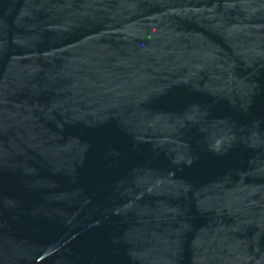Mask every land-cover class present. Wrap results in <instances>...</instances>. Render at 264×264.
<instances>
[{"label": "water", "instance_id": "95a60500", "mask_svg": "<svg viewBox=\"0 0 264 264\" xmlns=\"http://www.w3.org/2000/svg\"><path fill=\"white\" fill-rule=\"evenodd\" d=\"M0 264H264V0H0Z\"/></svg>", "mask_w": 264, "mask_h": 264}]
</instances>
